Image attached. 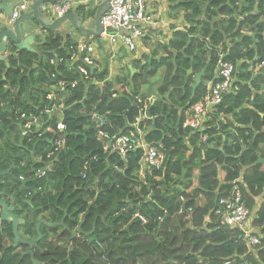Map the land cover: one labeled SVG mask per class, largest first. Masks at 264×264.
Here are the masks:
<instances>
[{
	"label": "trees",
	"instance_id": "obj_1",
	"mask_svg": "<svg viewBox=\"0 0 264 264\" xmlns=\"http://www.w3.org/2000/svg\"><path fill=\"white\" fill-rule=\"evenodd\" d=\"M171 1L186 10L190 28L176 32L170 57L135 61L136 74L109 81L105 67L82 77L67 62L78 42L53 32L38 38L36 53L13 49L0 62V172L11 170L0 178L1 198L25 220L19 227L25 240L37 238L41 219L68 227L41 226L40 264H264V237L261 249L248 254L240 231L220 225L214 212L240 177L250 208L264 196V0ZM76 13L89 20L96 12L83 5ZM61 57L64 62L51 63ZM221 60L234 64L236 80L216 114H232L234 121L216 125L214 116L202 132L185 129L192 107L218 81ZM161 68L166 74L151 102L147 90ZM60 81L76 87L60 92ZM61 104L68 112L66 144L55 151L62 133L46 129H56L58 111L28 132L18 116H40ZM147 106L141 126L164 155L159 169H144L142 150L121 157L106 152L98 138L100 131L128 133ZM258 215L264 236V202ZM5 239H14L13 227L1 222L0 264H33L22 254L27 246L14 248Z\"/></svg>",
	"mask_w": 264,
	"mask_h": 264
},
{
	"label": "built area",
	"instance_id": "obj_2",
	"mask_svg": "<svg viewBox=\"0 0 264 264\" xmlns=\"http://www.w3.org/2000/svg\"><path fill=\"white\" fill-rule=\"evenodd\" d=\"M35 1L36 0H26L14 6L9 20L10 24H14L24 12L30 9V4ZM71 4L72 0H64L61 3L54 4L51 10L56 17H63L70 13ZM154 22V18L147 8V0H111L110 9L101 18V24L105 29L102 36L108 39L111 48L123 46L128 48L131 52H135L138 49L139 42L146 36L148 28L153 26ZM120 29H124V32H119ZM109 30H113L115 33H108ZM95 51L96 48L94 45L86 41H81L78 43L77 49H73V52L69 56V60L67 61L69 68L71 70L75 69L82 77L90 79V69H93L96 65V59L93 55ZM64 61L65 59L61 57L53 59L51 63L55 64ZM234 72L235 66L233 63L223 60L220 61L217 68L218 81L211 84L207 97L192 107L191 117H189L183 125L185 129L198 132L204 130L205 115L209 111L216 109L223 102L224 96L233 89ZM55 77L56 74L53 75V78ZM75 87L76 83L71 85L65 81H60L56 86V90L68 94L71 90L70 88L73 89ZM48 99L52 101L55 100V92L50 94ZM147 108L148 106L145 108L144 114H141V116L130 125L131 128L128 133L110 136L108 133L100 131L98 138L104 143L106 152L118 154L121 157H126L129 152H134L139 149L142 150V163L144 169H159L163 166L164 155L154 144L146 141V131H144L141 126L142 122L147 118ZM55 111H58L60 115V120L56 125V129L52 125H49L46 131L62 133L55 144V151H59L66 144V137L64 136V132L67 130V124L64 122L66 110L63 104L54 106V108H46L40 116L28 115L23 111H19L18 121L21 122L23 129L28 132L35 127L37 129L41 127L43 115L50 116L54 114ZM94 119L98 122L99 126L102 125L103 118L95 114ZM41 135L42 133L40 136ZM207 139V135L202 136L203 142H207ZM51 155L48 157H51ZM51 169L52 165L50 163L46 169L38 171L37 176L42 178L46 176L47 172ZM24 179V176H22L21 180ZM242 185L243 179L241 177L237 178L232 184L230 193L217 202L214 212L220 225L240 231L241 238L246 242L249 248L248 254H253L256 250L261 249L262 239L264 237L260 232L261 227L255 223L256 219L259 218L258 211L264 202V196L257 198L256 205L250 208L244 198ZM98 245L100 248H103L100 243H98ZM227 264L231 263L227 262ZM243 264L252 263L244 259Z\"/></svg>",
	"mask_w": 264,
	"mask_h": 264
},
{
	"label": "crops",
	"instance_id": "obj_3",
	"mask_svg": "<svg viewBox=\"0 0 264 264\" xmlns=\"http://www.w3.org/2000/svg\"><path fill=\"white\" fill-rule=\"evenodd\" d=\"M26 0H2V3L5 6H16L20 2H24ZM105 0H72L71 4V12H76V9L79 8L80 6H85L89 10H97L100 8L102 3ZM54 4L49 3L45 4L43 7V12L44 15L49 18V16L46 13V10H50L51 7ZM31 6V4H30ZM147 8L149 13L153 16L154 18V25L150 26L147 30L146 36L142 39L141 42H139L138 49L139 50V55L134 57L132 60L129 59V55H135V52H131L128 48L123 47V46H117L115 48H111L109 45V41L105 36L101 37H90L87 39H84L82 35L79 32H76L73 30V27L70 26V23H66L65 25L67 26V36H70L80 43L81 41H86L92 45L95 46L96 51L93 54L96 59V65L94 68H98V70H102L105 67H108L109 70V77L108 80L112 81L118 74H136L138 71L137 64L140 65V63H135V61L141 60L142 64L146 63L149 61L151 58H168L174 53V49L169 47L168 44H170L171 41H174L176 39V32L182 30V31H187L190 28L189 21L186 18V10L178 8V3L171 1V0H147ZM96 14V13H95ZM11 15V14H10ZM53 16L56 17V15L53 13ZM81 17V16H80ZM7 15L5 13H2L0 16V22L7 21ZM83 18V17H81ZM10 20V18H9ZM85 25L88 29H94L95 23H94V18L89 19V20H84ZM48 32L52 31H44L42 30L35 20H31L27 24V33L26 36L33 35L35 36V41L34 44L32 45L33 49L37 51V45H38V38L39 37H45ZM54 33V32H53ZM57 33V32H55ZM168 45V48L166 46ZM122 50L123 55H126L127 57L122 60V54H120V51ZM10 54V52L7 53V57ZM116 54H118V57L115 58ZM1 62V61H0ZM114 64H118L121 71L117 68L116 74L111 73V67ZM125 65V66H123ZM116 66V65H115ZM157 78L154 79V87H152L151 90V95L152 98L149 99L151 102H154L155 100V92L154 89L159 86L162 83V79L164 78L166 74L165 68H161L158 70L157 73ZM215 77H217V72ZM236 78L234 79V81ZM157 81V82H156ZM198 81V79H197ZM158 83V84H155ZM234 83V82H233ZM197 84V83H196ZM195 84V85H196ZM212 82L208 84V87L210 88ZM194 89L195 86H194ZM148 92V90H147ZM154 94V95H153ZM250 108H252V105H248ZM217 108L214 109L213 111H209L205 115V123L211 119V117L215 116V122L216 125H219L221 121L223 122H228L229 121H234V116L232 114H225V113H220L216 114ZM60 119V117H59ZM1 219H0V229H1ZM13 240H8L5 239V245H12Z\"/></svg>",
	"mask_w": 264,
	"mask_h": 264
},
{
	"label": "water",
	"instance_id": "obj_4",
	"mask_svg": "<svg viewBox=\"0 0 264 264\" xmlns=\"http://www.w3.org/2000/svg\"><path fill=\"white\" fill-rule=\"evenodd\" d=\"M64 0H36L33 2L30 6V9L26 12H24L14 24H10L9 18L10 14L13 9V5L11 6H5L2 3V0H0V16L2 13H5L7 15V21L0 22V61H5L7 59V53L11 52L13 49H16V51H28L32 53H36L37 51L33 49L32 45L35 41V36L30 35L26 36L27 33V24L31 20H35L37 25L44 31H52L57 32L61 34H67V26L66 23H70L73 27V30L76 32H79L84 39L90 38V37H101L103 33L105 32L104 27L101 24V18L103 15L108 12L110 9V1L111 0H105L100 8L97 10L95 16H94V29H88L85 25V21L83 18H81L75 11L71 12L63 17H55L53 16L52 10H46V13L51 16L47 18L44 15L43 7L45 4H58L63 2ZM119 32H124V29H120ZM108 33L114 34L115 31L109 30ZM204 75V72L201 74H198L197 76V84L195 85V88L200 84L202 76ZM153 83H150L148 87L147 92V98H152L151 90H152ZM67 111H65V119L64 122L67 121ZM261 161V160H260ZM14 167V166H12ZM10 169L6 172H0V178L4 176L5 174L10 173ZM2 193L0 191V219L2 222L10 223L13 227V243L12 247L19 248L20 246H27L28 250L25 252H22L24 256H30L32 258L33 264H40L39 261L35 259V248H37L39 242L43 238V235L40 231L42 225H47L50 227L53 226H62L65 229H68V227L65 225V223L62 221L60 223H53L48 222L46 219H41L37 223V233L38 236L36 239L31 240H25L21 237L19 233V227L20 225L25 224V220L23 218L18 217L15 214V208L13 206H10L6 201L1 199ZM82 233L81 226L77 228L76 231H71V237L67 240V243L70 244L71 241L78 237L79 234Z\"/></svg>",
	"mask_w": 264,
	"mask_h": 264
},
{
	"label": "rangeland",
	"instance_id": "obj_5",
	"mask_svg": "<svg viewBox=\"0 0 264 264\" xmlns=\"http://www.w3.org/2000/svg\"><path fill=\"white\" fill-rule=\"evenodd\" d=\"M120 54H122V60H124L127 56L126 55H123V52H122V50L120 51ZM139 55V50H137L136 52H135V55H129V59H133L134 57H136V56H138ZM118 57V54H116V56H115V58H117ZM116 65V66H115ZM123 66H125V65H123ZM117 68L119 69V71H121V73L123 72L122 71V69H120V67H119V65L118 64H114V65H112V67H111V73L112 74H116V70H117ZM157 82V81H156ZM155 82V84H158V83H156ZM152 83L154 84V82L152 81ZM153 87H154V85H153Z\"/></svg>",
	"mask_w": 264,
	"mask_h": 264
},
{
	"label": "flooded vegetation",
	"instance_id": "obj_6",
	"mask_svg": "<svg viewBox=\"0 0 264 264\" xmlns=\"http://www.w3.org/2000/svg\"><path fill=\"white\" fill-rule=\"evenodd\" d=\"M2 199V198H1ZM5 201V200H4ZM11 206V205H10Z\"/></svg>",
	"mask_w": 264,
	"mask_h": 264
}]
</instances>
